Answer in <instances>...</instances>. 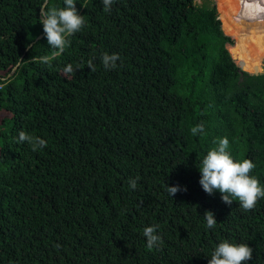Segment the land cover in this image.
<instances>
[{
	"label": "trees",
	"instance_id": "16d2710c",
	"mask_svg": "<svg viewBox=\"0 0 264 264\" xmlns=\"http://www.w3.org/2000/svg\"><path fill=\"white\" fill-rule=\"evenodd\" d=\"M41 2L0 0V264H208L222 239L264 264V198L228 206L197 168L227 136L264 184V72H250L264 56V7L238 16L218 2L222 27L195 0H114L110 12L77 0L85 24L60 51L47 46ZM105 52L119 54L115 69ZM21 130L46 147L17 143ZM167 184L187 190L172 197ZM153 224L163 244L149 250Z\"/></svg>",
	"mask_w": 264,
	"mask_h": 264
},
{
	"label": "clouds",
	"instance_id": "9594fccd",
	"mask_svg": "<svg viewBox=\"0 0 264 264\" xmlns=\"http://www.w3.org/2000/svg\"><path fill=\"white\" fill-rule=\"evenodd\" d=\"M103 10L111 11L114 0H101ZM77 0H63V7H48L41 2L39 9V22L42 25L47 46L52 49L63 51L70 43L69 37L79 32L84 24V15L77 9ZM85 7L84 4H81ZM31 40V39H29ZM105 70H112L118 66L120 56L118 53L105 52L100 57ZM36 62L35 57L33 58ZM41 63H47V58H41ZM91 71L94 70L91 61L87 64ZM203 124H196L191 127L190 132L193 136L202 134ZM17 143L27 142L32 150L46 147V140L27 134L25 131H19L15 137ZM229 139L227 136L218 138L214 146L210 147L200 159L197 165L199 170V184L204 192L209 195L219 192L221 200L226 205L231 206L233 201H238V206L245 212L251 210L258 199L264 198V184L258 177L251 175V170L255 164L250 158L238 159L232 155L229 150ZM137 178H129V187L135 189ZM181 190H187L180 185L167 184V193L174 195ZM206 222L205 228L214 230L217 224L215 214L211 210H206L203 214ZM159 225L153 224L143 228V236L146 239V247L151 250L163 244V238L158 233ZM208 264H247L252 257V249L247 243L236 242L234 240L222 239L216 243L210 254Z\"/></svg>",
	"mask_w": 264,
	"mask_h": 264
},
{
	"label": "rangeland",
	"instance_id": "374dc122",
	"mask_svg": "<svg viewBox=\"0 0 264 264\" xmlns=\"http://www.w3.org/2000/svg\"><path fill=\"white\" fill-rule=\"evenodd\" d=\"M195 1L198 4L214 5L216 7L218 16L221 19V13H220L219 5H218V2H220L219 0H195ZM223 4H225L228 7L233 8L237 12V14H240V15H244V14L251 15L254 12H256L257 10L261 9L262 7H264V0H242V1L229 0L227 3H223ZM221 22H222V27H223V20L222 19H221ZM229 35H231V34H229ZM231 36L234 39V43L232 45H229V49H230V51L232 53L231 49L234 47V45L236 44L237 41H236V38L233 35H231ZM232 55H233V53H232ZM233 57H234V59L236 60L237 63H240V61H241L240 58H237L234 55H233ZM247 71H250V70H247ZM255 71L264 72V56L261 59V68L259 70L255 68L254 70H251L250 72H255Z\"/></svg>",
	"mask_w": 264,
	"mask_h": 264
},
{
	"label": "water",
	"instance_id": "95a60500",
	"mask_svg": "<svg viewBox=\"0 0 264 264\" xmlns=\"http://www.w3.org/2000/svg\"><path fill=\"white\" fill-rule=\"evenodd\" d=\"M42 37V34H40L39 36H38V38H41ZM240 66L244 69V62L241 60L240 61ZM256 72V71H255Z\"/></svg>",
	"mask_w": 264,
	"mask_h": 264
},
{
	"label": "bare ground",
	"instance_id": "6f19581e",
	"mask_svg": "<svg viewBox=\"0 0 264 264\" xmlns=\"http://www.w3.org/2000/svg\"><path fill=\"white\" fill-rule=\"evenodd\" d=\"M219 1L222 3H227L229 0H219ZM237 1H242V0H237ZM238 16H242V15L238 14Z\"/></svg>",
	"mask_w": 264,
	"mask_h": 264
},
{
	"label": "built area",
	"instance_id": "2783aa9c",
	"mask_svg": "<svg viewBox=\"0 0 264 264\" xmlns=\"http://www.w3.org/2000/svg\"><path fill=\"white\" fill-rule=\"evenodd\" d=\"M0 85H1V83H0Z\"/></svg>",
	"mask_w": 264,
	"mask_h": 264
}]
</instances>
